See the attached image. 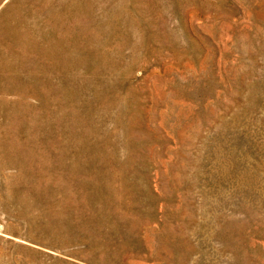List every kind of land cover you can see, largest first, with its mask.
I'll list each match as a JSON object with an SVG mask.
<instances>
[{"label":"rangeland","instance_id":"rangeland-1","mask_svg":"<svg viewBox=\"0 0 264 264\" xmlns=\"http://www.w3.org/2000/svg\"><path fill=\"white\" fill-rule=\"evenodd\" d=\"M0 42V264H264V0H0Z\"/></svg>","mask_w":264,"mask_h":264},{"label":"bare ground","instance_id":"bare-ground-1","mask_svg":"<svg viewBox=\"0 0 264 264\" xmlns=\"http://www.w3.org/2000/svg\"><path fill=\"white\" fill-rule=\"evenodd\" d=\"M34 6V5H33ZM36 7V6H35ZM50 14V13H49ZM35 16V15H34ZM55 16H57V15H55ZM36 19V18H35ZM50 19V18H49ZM48 19V20H49ZM4 24V23H3ZM52 25V24H51ZM16 27V26H15ZM14 28V27H13ZM56 28H57V26H56ZM21 30V29H20ZM31 32V31H30ZM38 36V35H37ZM53 37V36H52ZM48 38V37H47ZM54 39V38H53ZM59 40V39H58ZM13 41V40H12ZM61 41V40H60ZM11 42V41H10ZM21 42H22V40H21ZM51 42V41H50ZM1 43V42H0ZM24 43V42H23ZM62 44V43H61ZM28 45V44H27ZM3 46V45H2ZM58 48V47H57ZM50 49V48H49ZM80 49V48H79ZM10 50V49H9ZM13 51V50H12ZM3 52V51H2ZM24 52V51H23ZM6 54V53H5ZM49 54V53H48ZM54 54H56V52H54ZM25 56V55H24ZM34 56V55H33ZM6 57V56H5ZM45 57V56H44ZM1 59V58H0ZM52 60V59H51ZM64 60V59H63ZM27 61V60H26ZM28 62V61H27ZM11 66V65H10ZM28 66V65H27ZM33 66V65H32ZM14 69V68H13ZM33 70V69H32ZM12 71V70H11ZM34 72V71H33ZM31 79V78H30ZM49 79V78H48ZM12 80V79H11ZM67 80V79H66ZM69 82V81H68ZM28 83V82H27ZM52 90V89H51ZM63 93V92H62ZM11 94V93H10ZM41 94V93H40ZM3 97V96H2ZM32 100V99H31ZM37 100V99H36ZM5 105V104H4ZM18 107V106H17ZM35 107V106H34ZM39 109V108H38ZM19 111V110H18ZM35 111V110H34ZM57 111V110H56ZM29 114V113H28ZM28 116V115H27ZM64 116H66V115H64ZM9 117V116H8ZM32 117H33V115H32ZM37 118V117H36ZM15 119V118H14ZM13 119V120H14ZM25 119V118H24ZM38 121V120H37ZM19 122V121H18ZM29 122V121H28ZM33 125V124H32ZM25 126V125H24ZM57 126V125H56ZM11 127V126H10ZM56 128V127H55ZM32 129V128H31ZM4 130V129H3ZM29 130V129H28ZM42 130V129H41ZM8 135V134H7ZM68 138V137H67ZM69 139V138H68ZM71 139V138H70ZM12 147V146H11ZM50 147V146H49ZM88 149V148H87ZM71 151V150H70ZM39 154V153H38ZM60 156V155H59ZM18 158V157H17ZM73 159V158H72ZM71 159V160H72ZM51 163V162H50ZM23 167V166H22ZM68 167V166H67ZM45 170V169H44ZM72 172V171H71ZM48 177V176H47ZM50 177V176H49ZM52 177V176H51Z\"/></svg>","mask_w":264,"mask_h":264}]
</instances>
